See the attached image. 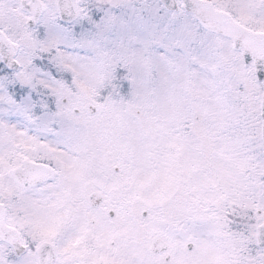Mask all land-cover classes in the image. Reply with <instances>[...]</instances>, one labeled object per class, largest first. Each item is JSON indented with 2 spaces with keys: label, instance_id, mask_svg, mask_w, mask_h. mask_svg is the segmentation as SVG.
<instances>
[{
  "label": "snow or ice",
  "instance_id": "obj_1",
  "mask_svg": "<svg viewBox=\"0 0 264 264\" xmlns=\"http://www.w3.org/2000/svg\"><path fill=\"white\" fill-rule=\"evenodd\" d=\"M0 264H264V0H0Z\"/></svg>",
  "mask_w": 264,
  "mask_h": 264
}]
</instances>
